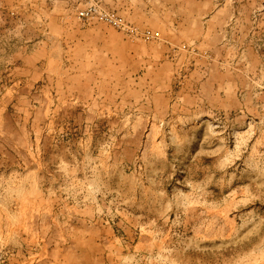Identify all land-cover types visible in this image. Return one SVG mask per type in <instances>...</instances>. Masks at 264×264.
Masks as SVG:
<instances>
[{
    "label": "rangeland",
    "instance_id": "1",
    "mask_svg": "<svg viewBox=\"0 0 264 264\" xmlns=\"http://www.w3.org/2000/svg\"><path fill=\"white\" fill-rule=\"evenodd\" d=\"M0 264H264V0H0Z\"/></svg>",
    "mask_w": 264,
    "mask_h": 264
},
{
    "label": "built area",
    "instance_id": "2",
    "mask_svg": "<svg viewBox=\"0 0 264 264\" xmlns=\"http://www.w3.org/2000/svg\"><path fill=\"white\" fill-rule=\"evenodd\" d=\"M79 15L86 19L97 17L101 21L123 30L131 39L141 38L150 40L159 37L157 32H153L149 29H139L137 26L125 21V19L118 14L96 4H90L87 8L80 10Z\"/></svg>",
    "mask_w": 264,
    "mask_h": 264
}]
</instances>
